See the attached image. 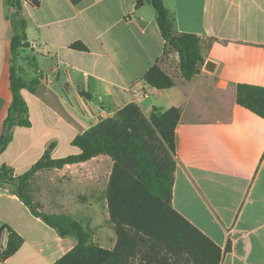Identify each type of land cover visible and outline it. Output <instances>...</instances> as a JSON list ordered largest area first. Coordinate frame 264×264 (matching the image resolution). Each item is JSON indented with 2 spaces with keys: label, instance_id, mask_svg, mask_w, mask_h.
<instances>
[{
  "label": "crops",
  "instance_id": "0c3cea01",
  "mask_svg": "<svg viewBox=\"0 0 264 264\" xmlns=\"http://www.w3.org/2000/svg\"><path fill=\"white\" fill-rule=\"evenodd\" d=\"M16 1L29 44L19 64L39 84L23 91L31 125L13 129L0 170L24 175L52 145L53 159L79 154L74 139L98 124L86 109L102 106L112 118L136 104L149 118L154 109L178 108L174 209L222 250L231 244L221 264H264V119L237 103L238 85L264 87V0H164L178 31L201 39L205 64L192 80L184 78L179 54L164 52L150 0ZM13 7V0H0V136L12 102ZM76 43L87 51L72 49ZM154 65L174 87L158 90L145 81ZM113 167L100 155L43 169L30 180L29 194L40 212L71 218L90 233V244L113 250L106 197ZM5 227L23 244L0 264H55L78 244L0 188Z\"/></svg>",
  "mask_w": 264,
  "mask_h": 264
},
{
  "label": "trees",
  "instance_id": "16d2710c",
  "mask_svg": "<svg viewBox=\"0 0 264 264\" xmlns=\"http://www.w3.org/2000/svg\"><path fill=\"white\" fill-rule=\"evenodd\" d=\"M82 1L72 0L74 4ZM13 2L21 9L18 1ZM150 2L156 10L165 40L164 52L175 50L180 56L184 78L192 80L205 64L201 39L178 31L176 15L164 0ZM26 27L22 20L12 42L15 58L11 68L12 102L0 136V154L12 142L16 126L31 125L23 91H34L39 83L36 79L28 81L24 77L18 60L20 51L29 47ZM72 49L87 51L81 43L72 45ZM29 62L35 65L30 59ZM144 79L158 90L171 89L175 85L158 65L150 68ZM83 96L89 98L87 94L83 93ZM237 103L264 119V87L238 85ZM181 116L180 109L171 108L166 111L154 109L147 118L139 106L130 104L115 117L77 136L73 146L79 149V154L53 159L51 151L55 145H52L24 175L14 176L3 167L0 170V188H9L34 216L56 229L62 237L78 240L77 246L55 264H221L224 255L232 250L231 244L222 250L173 207L176 130ZM100 155H107L114 162L106 192L110 221L117 236L113 250L90 244V233L71 218L40 212L29 194L30 180L37 172L86 162ZM4 230L8 231L9 238L6 248L2 249ZM22 244L23 239L11 228L0 230V260L11 258Z\"/></svg>",
  "mask_w": 264,
  "mask_h": 264
},
{
  "label": "built area",
  "instance_id": "2783aa9c",
  "mask_svg": "<svg viewBox=\"0 0 264 264\" xmlns=\"http://www.w3.org/2000/svg\"><path fill=\"white\" fill-rule=\"evenodd\" d=\"M31 1V0H28ZM86 112L89 114V116H91L92 118H94L98 123L111 118V114L110 112L102 107V106H96L95 110L90 111L89 109H86ZM8 238H9V233L7 230H4L3 232V237L1 240V247L2 249L6 248L7 246V242H8Z\"/></svg>",
  "mask_w": 264,
  "mask_h": 264
},
{
  "label": "water",
  "instance_id": "95a60500",
  "mask_svg": "<svg viewBox=\"0 0 264 264\" xmlns=\"http://www.w3.org/2000/svg\"><path fill=\"white\" fill-rule=\"evenodd\" d=\"M12 22H13V26L15 29H20L21 28V24H20V20H19V8L18 7H13L12 8ZM215 65L213 63H207L205 65V69L208 71H214Z\"/></svg>",
  "mask_w": 264,
  "mask_h": 264
}]
</instances>
